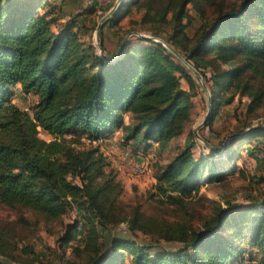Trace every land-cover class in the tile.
Returning <instances> with one entry per match:
<instances>
[{
	"label": "trees",
	"instance_id": "obj_1",
	"mask_svg": "<svg viewBox=\"0 0 264 264\" xmlns=\"http://www.w3.org/2000/svg\"><path fill=\"white\" fill-rule=\"evenodd\" d=\"M188 5L201 21L193 37L185 31L192 21ZM54 6L50 0H0V208L33 212L45 222L77 211L79 217L65 224L57 239L74 257L65 264H264V193L248 196L247 204L218 205L196 229L177 222L160 230L140 205L122 201L116 171L93 143L119 131L122 146L139 154L153 142L163 149L180 138L193 107V73L150 38L136 37L120 53L107 51L102 38L103 56L98 55L81 39L84 26L76 19L58 25ZM133 10L141 16L132 30L161 39L203 77L211 98L206 127L211 129L219 109L235 96L248 98V112L264 106V0L231 6L211 0H121L105 23L119 28ZM17 85L34 96L31 112L13 103ZM251 127L244 121L238 130ZM261 139L264 128L233 139L224 153L230 165L221 161V168L213 155L195 157L194 143L186 140L155 172L150 197L184 212L202 185L220 182L227 168L238 169L241 148ZM120 223L132 233L180 246L155 250L113 238L106 250L99 230ZM10 243L0 234V264H35L13 255Z\"/></svg>",
	"mask_w": 264,
	"mask_h": 264
},
{
	"label": "rangeland",
	"instance_id": "obj_2",
	"mask_svg": "<svg viewBox=\"0 0 264 264\" xmlns=\"http://www.w3.org/2000/svg\"><path fill=\"white\" fill-rule=\"evenodd\" d=\"M50 1L55 5L53 13L57 17L58 25L65 27L70 25L73 18L76 19L80 25L84 26L79 32L81 39L86 43L93 44L98 55L103 56L98 47V42H101L102 38L107 51L112 52L116 49L121 50L125 37L126 42H136V37H141V35L152 37L145 32L132 30V28H138L137 22L141 16L140 11L133 10L128 17L121 21L119 28L111 27L105 23V20L112 13L106 17L101 22L98 32L99 40H97L96 27L98 23L110 10L114 11L121 0H95L93 3H89L90 0ZM211 1H223L226 6L237 5L240 2V0ZM187 8L192 16V21L185 31L189 37H193L198 31L201 21L192 12L191 5H188ZM211 8V5L207 6V12ZM129 29L131 31L125 33ZM100 30L102 36H100ZM152 38L159 39L156 37ZM193 76L195 79V94L191 97L193 107L190 119L182 136L170 142L167 147L160 149V146L153 142L151 143V148L147 151L140 150L139 154H130L128 149L122 146L121 133L119 131L113 135V139L109 137L106 140L100 139L98 142L93 143V145H100L110 166L116 171L117 180L123 186L122 201L126 205H140L141 210L147 216L160 224V230H167L168 227L174 226L177 222H185L192 229L199 228L202 220L211 216L218 205L226 208L228 203L233 205L247 204L250 201L248 196L258 198L260 197L259 193H264V181L258 180L259 176L264 178V167H262L264 166V159L255 157V152L258 151L251 153L254 145L252 142L241 148L240 158L236 161L238 169L232 172L227 168L229 173L225 174L220 182H208L202 185L199 194L194 196L193 203L185 207V213L173 210L169 206L158 204L155 199L150 197L154 192L155 172L181 150L186 140L190 139L194 143L192 151L195 157L200 156L202 152L208 156L213 155L214 160L221 168L222 162L227 166L230 165V162L225 160L224 153L232 140L238 137L235 134L245 130H238L241 129L239 127L242 122L248 121L252 124V127L262 125L264 128V106L248 112L246 109L248 98L235 96L230 104L219 109L212 122L211 129L204 124L196 130L205 120L209 111L208 99L210 98V92L209 89L208 92L203 89L201 81L194 73ZM181 85L184 89H188L187 82L182 80ZM12 101L19 108L31 112L35 98L32 95H24L21 89L16 87L13 89ZM39 135L47 141L50 140V136L41 131ZM199 137L201 139L207 138L214 150L208 146L204 149L203 146L206 145ZM81 140L85 144L88 143L85 138ZM75 147L77 148L78 146L75 145ZM247 148H249V151L246 152L245 149ZM133 162H139L142 165L143 174L138 176L129 171V164ZM259 163L261 164L259 165ZM252 176L254 181L251 180ZM78 217L79 213L71 209L63 216L62 220L45 222L33 212L1 207L0 234L4 236L5 240H10V252L16 257L21 255L23 259L35 262V264H65L68 260H73L74 257L69 249L63 252L59 248L57 239L63 234L65 224H73ZM82 225L79 224L80 228L78 231L80 232H82ZM99 231L100 241L106 250L109 249L110 241L113 238L131 239L136 240L138 243L151 244L155 247V250H174L180 246L177 241H168L165 238H158V236L146 235L141 232L132 233L128 230L126 223H120L117 226H111L107 230ZM81 236L79 233L78 240H81Z\"/></svg>",
	"mask_w": 264,
	"mask_h": 264
},
{
	"label": "water",
	"instance_id": "obj_3",
	"mask_svg": "<svg viewBox=\"0 0 264 264\" xmlns=\"http://www.w3.org/2000/svg\"><path fill=\"white\" fill-rule=\"evenodd\" d=\"M112 13V10H110L107 14H106V16L105 17H103L101 20H100V22L98 23V25H97V27H96V37H97V40H99V37H98V32H99V28H100V25H101V22L106 18V17H108L110 14ZM141 37H144V38H150V39H153L152 37H149V36H142L141 35ZM153 40H156V41H158V42H161L162 44H164L185 66H187V68H189L196 76H197V78L201 81V84H202V87H203V89L206 91V92H208V88H207V86H206V84H205V82H204V80H203V77L200 75V73L196 70V69H194L176 50H174L171 46H169L167 43H165L164 41H162V40H159V39H153ZM125 43H126V37L123 39V43H122V47H121V50L118 52V53H120L123 49H124V47H125ZM98 47H99V49H100V53L101 54H103L102 53V50H101V42L99 41L98 42ZM208 107H209V111H208V113H207V116H206V118L209 116V114H210V109H211V99L209 98L208 99ZM206 118H205V120L202 122V124H200L197 128H196V130H198L199 128H200V126L201 125H204L205 123H206ZM261 128H263V126L262 125H259V126H253V127H251V128H247V129H245V130H243L242 132H239V133H236L235 134V136H241V135H246V134H248L249 132H251V131H254V130H258V129H261ZM200 138V137H199ZM201 139V138H200ZM203 142H204V144L206 145V146H208L210 149H212V150H214L213 149V147L208 143V142H206L205 140H203V139H201Z\"/></svg>",
	"mask_w": 264,
	"mask_h": 264
},
{
	"label": "built area",
	"instance_id": "obj_4",
	"mask_svg": "<svg viewBox=\"0 0 264 264\" xmlns=\"http://www.w3.org/2000/svg\"><path fill=\"white\" fill-rule=\"evenodd\" d=\"M245 151L247 152L248 150L245 149ZM128 152L130 153V151L128 150ZM127 152V153H128ZM131 154V153H130ZM264 155V152H255V157H261ZM129 171L132 173V174H136V175H141L143 174V168H142V165L139 164V162H133V163H130L129 164V167H128ZM80 226L77 227V229H79Z\"/></svg>",
	"mask_w": 264,
	"mask_h": 264
},
{
	"label": "crops",
	"instance_id": "obj_5",
	"mask_svg": "<svg viewBox=\"0 0 264 264\" xmlns=\"http://www.w3.org/2000/svg\"><path fill=\"white\" fill-rule=\"evenodd\" d=\"M93 2H95V0H90L89 3H93ZM16 87L19 88L18 85H17ZM116 133H118V131H116V132H114L113 134H111V135H110V138L113 139V135L116 134ZM108 138H109V137H108ZM104 140H106V139H104ZM123 148H125V147L123 146ZM253 148H255V150H253ZM247 150L249 151V148H247ZM252 150H253V151H258V152H264V140L261 139V140H259L256 144H254V145L252 146ZM253 153H254V152H253ZM258 159H264V155H263L262 157L258 158ZM260 164H261V163H259V165H260ZM262 167H264V166H262Z\"/></svg>",
	"mask_w": 264,
	"mask_h": 264
}]
</instances>
